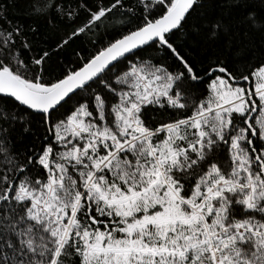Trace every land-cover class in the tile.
I'll return each mask as SVG.
<instances>
[{
  "label": "snow or ice",
  "instance_id": "snow-or-ice-1",
  "mask_svg": "<svg viewBox=\"0 0 264 264\" xmlns=\"http://www.w3.org/2000/svg\"><path fill=\"white\" fill-rule=\"evenodd\" d=\"M0 264H264V0H0Z\"/></svg>",
  "mask_w": 264,
  "mask_h": 264
},
{
  "label": "trees",
  "instance_id": "trees-1",
  "mask_svg": "<svg viewBox=\"0 0 264 264\" xmlns=\"http://www.w3.org/2000/svg\"><path fill=\"white\" fill-rule=\"evenodd\" d=\"M8 7V15L11 18H21L26 0H3Z\"/></svg>",
  "mask_w": 264,
  "mask_h": 264
}]
</instances>
